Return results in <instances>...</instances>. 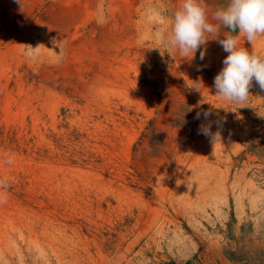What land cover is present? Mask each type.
I'll return each instance as SVG.
<instances>
[{
    "label": "rangeland",
    "instance_id": "374dc122",
    "mask_svg": "<svg viewBox=\"0 0 264 264\" xmlns=\"http://www.w3.org/2000/svg\"><path fill=\"white\" fill-rule=\"evenodd\" d=\"M180 4L0 0V264L264 262V90L167 48Z\"/></svg>",
    "mask_w": 264,
    "mask_h": 264
},
{
    "label": "clouds",
    "instance_id": "9594fccd",
    "mask_svg": "<svg viewBox=\"0 0 264 264\" xmlns=\"http://www.w3.org/2000/svg\"><path fill=\"white\" fill-rule=\"evenodd\" d=\"M207 9L205 0H181L171 31L161 41L185 57H194L199 50L203 60L202 47L215 40L228 53L214 78L215 91L222 99L244 104L254 83L264 90V56L240 45L241 38L252 44L264 36V0H229L211 18Z\"/></svg>",
    "mask_w": 264,
    "mask_h": 264
},
{
    "label": "crops",
    "instance_id": "0c3cea01",
    "mask_svg": "<svg viewBox=\"0 0 264 264\" xmlns=\"http://www.w3.org/2000/svg\"><path fill=\"white\" fill-rule=\"evenodd\" d=\"M217 254L199 253L191 258L186 264H237L235 262L228 261L225 257L223 261L218 260ZM238 264H264V262H242Z\"/></svg>",
    "mask_w": 264,
    "mask_h": 264
},
{
    "label": "built area",
    "instance_id": "2783aa9c",
    "mask_svg": "<svg viewBox=\"0 0 264 264\" xmlns=\"http://www.w3.org/2000/svg\"><path fill=\"white\" fill-rule=\"evenodd\" d=\"M262 199H263V202H264V192H263V194H262ZM263 207H264V205H263Z\"/></svg>",
    "mask_w": 264,
    "mask_h": 264
}]
</instances>
